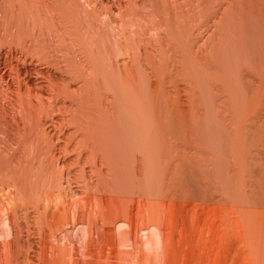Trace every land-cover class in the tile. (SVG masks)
I'll list each match as a JSON object with an SVG mask.
<instances>
[{
	"label": "bare ground",
	"instance_id": "1",
	"mask_svg": "<svg viewBox=\"0 0 264 264\" xmlns=\"http://www.w3.org/2000/svg\"><path fill=\"white\" fill-rule=\"evenodd\" d=\"M240 246L264 264V0H0V264Z\"/></svg>",
	"mask_w": 264,
	"mask_h": 264
},
{
	"label": "rangeland",
	"instance_id": "2",
	"mask_svg": "<svg viewBox=\"0 0 264 264\" xmlns=\"http://www.w3.org/2000/svg\"><path fill=\"white\" fill-rule=\"evenodd\" d=\"M241 245H242V244H241ZM244 246H245V245H243V247H244ZM240 248H242V247L240 246ZM244 248H245V247H244ZM251 250H252V249H251ZM241 251H244V252L246 251V254H247L248 251L250 252V248H249V250H248V247L246 248V250L243 249V248H242V249H238L237 254L240 255V256H239L240 259L237 258V257H238L237 254H236L237 257H236V255H235L234 257L236 258V260L238 259V260H242V261H239V262H238V260H237V263L235 262L236 264H238V263H239V264H240V263H241V264H242V263H243V264H247L246 261H248V260L245 259L246 257H250V258H248V259H249L250 263L252 262L251 264H259V263L261 264V262H258L259 260L256 258L257 255H256L254 249L250 252V256H246V255H245V258H244V254H245L244 252H242L241 254H239ZM249 252H248L247 255H249ZM252 252H253V253H252ZM243 253H244V254H243ZM242 254H243V255H242ZM252 254H254V255H252ZM251 255H252V256H251ZM252 257H254V258H252ZM241 258H242V259H241ZM244 259H245L246 261H245ZM250 259H251V260H250ZM254 259H255V260H254ZM243 260H244L246 263L243 262ZM230 261L232 262V259H231ZM234 261H235V259H234ZM232 263H233V262H232ZM235 263H233V264H235ZM250 263H248V264H250ZM228 264H229V263H228ZM230 264H231V263H230Z\"/></svg>",
	"mask_w": 264,
	"mask_h": 264
}]
</instances>
